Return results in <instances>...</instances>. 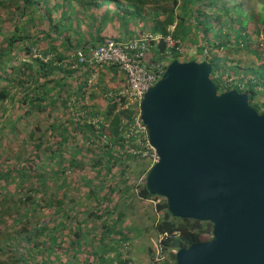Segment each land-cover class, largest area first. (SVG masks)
<instances>
[{
	"label": "trees",
	"instance_id": "16d2710c",
	"mask_svg": "<svg viewBox=\"0 0 264 264\" xmlns=\"http://www.w3.org/2000/svg\"><path fill=\"white\" fill-rule=\"evenodd\" d=\"M11 3H16L23 13L26 8H32L35 16L31 17V23L34 19L40 23L46 22L49 40L39 43L35 34L33 36L30 33L29 26L19 19L8 27L0 25V68L3 67L4 70L12 62H8L7 57L13 53L32 58L31 63L23 61L19 66L12 65V76L0 72V148L3 153H8V157H12V153L4 148L3 140L10 141V135L18 133V122L33 116L34 112L56 109L62 103L68 113L67 120L65 123H58L54 119L50 125L52 132L60 136L58 146L48 149L50 163L60 164L64 157L63 147L70 144L71 135L73 136L70 126H76L74 131L80 132L83 139L94 144L105 143L103 151L112 161L121 160L120 180L128 183L131 178V165L127 160L139 159L143 162L139 169V175L143 174V183L139 185L138 197L146 200L162 198L151 194L146 186V174L151 164L145 161L146 157L131 151L132 148H142V145L137 144L135 138H128L122 129L125 112L117 113L116 102L110 97L104 111H98L95 105L83 102L88 92V76L92 71L98 72V67H116L120 70L119 67L116 64L89 65L83 71V67L76 66L77 60L72 56L76 49L100 45L110 36L120 41L119 37L110 34L112 23L115 25L119 21L122 26L126 18L135 19L136 24L141 23L140 36H163L158 41L150 42L151 51L147 54V61L151 63L167 60L169 64L180 57L183 45L199 43L197 50L203 58L188 57L186 61L197 59L212 62V78L220 92L230 89L245 92L256 110H264V0H0V8L9 9ZM67 6L73 9L67 11ZM171 26H174L173 30L170 29ZM169 34L175 40V47H167L165 37ZM56 41L72 50L71 57L65 56L57 48ZM44 43L39 48L40 56H34L33 47ZM243 50L253 54L254 60L243 62L232 54L233 51L238 53ZM67 59L72 68L63 70L62 64ZM224 61L232 64L227 67ZM56 70L66 72L67 75L49 79ZM233 73L240 76L231 80L224 78L225 74L229 76ZM82 76L85 78L78 84ZM43 77L46 79L41 81ZM74 81L77 85L72 90ZM15 88L22 91L16 93ZM18 94V103L24 104L26 110L15 119L9 117L6 120L7 106L16 102ZM92 95L95 96V93ZM7 124L8 135L4 136L3 128ZM34 134V131L31 132V136ZM36 142L34 148L37 158H40L39 153L43 151L40 149L42 140ZM78 148L79 143L71 152ZM71 162L74 164L73 158ZM46 163L42 159L35 162V168L31 172L23 168L16 171L0 169V182L11 179L15 185L14 190L8 185L0 191V264H65L60 257L62 253L69 259L77 258L78 253L84 252H89L94 258L91 261L90 256L86 257L85 264H115L113 257L108 258L107 254L122 247V241L127 240L118 236L114 230L119 217H106L109 223L104 221L102 237L94 250L88 251L83 245L87 237L81 229L73 235L74 239L69 237L71 231H64V215L70 217V212L60 206L63 198L57 194L47 197L54 184L47 177L49 173L45 171ZM97 163L108 169L113 167L106 166L101 161ZM53 170L54 167L51 166L50 172ZM53 173L58 174L59 169ZM26 184L31 185L27 193L23 190ZM21 186L23 191H17ZM98 189L100 187L95 186L93 193ZM43 202L46 203L45 207H50L53 226L35 219V210L41 208ZM157 211L162 215L156 220L154 228L159 237L161 255L168 256L165 264L176 261V251L179 248L212 237L211 222L173 216L165 199L157 203ZM118 254L121 264L129 262L121 259L122 253Z\"/></svg>",
	"mask_w": 264,
	"mask_h": 264
},
{
	"label": "water",
	"instance_id": "95a60500",
	"mask_svg": "<svg viewBox=\"0 0 264 264\" xmlns=\"http://www.w3.org/2000/svg\"><path fill=\"white\" fill-rule=\"evenodd\" d=\"M213 69L175 58L145 93L141 117L159 155L146 186L173 216L213 224L173 264H264V110L245 92H220Z\"/></svg>",
	"mask_w": 264,
	"mask_h": 264
},
{
	"label": "rangeland",
	"instance_id": "374dc122",
	"mask_svg": "<svg viewBox=\"0 0 264 264\" xmlns=\"http://www.w3.org/2000/svg\"><path fill=\"white\" fill-rule=\"evenodd\" d=\"M67 7V11L73 9L71 6ZM32 11V8H26L23 13L18 9L16 3H11L9 9L5 7L3 9L0 8V25L8 27L13 25L15 20L19 19L21 22L24 21L26 25L29 26L30 33L33 36L35 34L40 41L39 43H43L49 40V31H47L49 27L46 22L44 23L41 21L40 23L35 19L31 23V17L35 16V14H32ZM134 20L135 19L126 18L122 26L119 25V21L116 22L115 25L112 23L111 33L119 37L120 41H127L131 39V37L140 36L142 28L140 26L141 23L136 24L135 22V25L132 26ZM125 30H127V32H125ZM124 32L127 34L126 36L129 37L128 39H124L122 35H120ZM56 44L60 45L58 42ZM36 45L37 46L33 47V55L37 57L40 56V46H44L45 43ZM198 47L199 43H186L182 46L181 54L178 59L181 61H186L188 57L202 59L203 55H199L197 50ZM62 49L67 48L64 47ZM220 52L224 54L223 51ZM204 53H206V50ZM70 54L71 53L64 50L65 56L68 57ZM232 54L243 62H251L254 60V55L247 50L238 53L233 51ZM69 59L72 60L71 58ZM69 59L62 64L63 70L72 68ZM7 60L8 62L12 60V62L5 66L4 70L3 67L0 68V72L12 76V65L19 66L23 61L31 63L32 58L13 53L8 55ZM223 63L227 67L232 64L230 61H224ZM97 70L99 75L96 78H92V73V75L90 74V76H88V92L83 102L85 104L95 105L98 111H104L106 104L110 101V94L124 84L125 75L121 70H117L116 67H98ZM65 75H67L66 72L56 70L49 76V79H59ZM84 76L80 77V80L77 82L78 84L84 80ZM238 76L240 75L234 73L229 76L225 74L224 78L231 80ZM45 79L46 78L43 77L41 81ZM73 83L74 88H72V90L75 89L77 85L75 81ZM111 90H113V92H110ZM18 91L21 92L22 90H18V88L14 89V92L17 93ZM92 93H95V96L92 95ZM19 96L20 94H18L15 103H11L7 106L6 120L9 117V119H15L25 112L26 107L24 104L18 103ZM262 110L263 109H261L260 112ZM67 114L64 105L60 103L56 109L51 108L46 109L44 112H34L33 116H28L25 120H20L18 122V133L15 134V136L10 135V141L9 139L3 140L4 148L12 153V157H8V153H3L0 148V169L16 171L17 169L23 168L25 171L31 172L35 162H40L41 159L45 160L47 162L45 171L49 173L47 177L54 184V188L49 191L47 197L57 194L59 197L63 198V203L60 206L70 212V217L67 214L64 215V231H71L69 237L74 239L73 235L81 229L87 237L83 245L88 248V251L94 250L102 237L101 233L104 221L109 223L106 217H110V219L119 217L117 224L114 226V230L117 232L118 236H123L124 239L127 240H123V246L107 254V257L109 258L112 256L115 264H121L119 258H117L119 255L118 252H120L123 255L121 259L129 261L126 264H157V262H159V264H165L168 256L164 257L161 255L158 246L159 237L154 228L156 220L162 215L161 212L157 211V203L165 198L146 200L138 197L137 191L139 185L143 183V174L139 175V169H141L143 162L139 159L127 160V163L131 165V174L129 175L131 178H129L128 183L120 180L121 160L112 161L108 154L103 151V145L105 143L94 144L90 140L83 139L80 132L74 131L76 126H70V131L73 132V136L71 135L70 144L63 147L64 157L60 160V166L56 163L49 162V156L47 155L48 149L50 147L56 148L60 138L59 134L52 132L50 125L54 119L57 120L58 123H65ZM8 128V124L3 128L5 133L4 136L8 135ZM33 131L35 134L31 136V132ZM40 140H42L40 149H43V151L39 153L40 158H37V151L34 148V144L37 143L36 141ZM78 143L79 148L71 152L72 148L78 145ZM72 158L74 164H71ZM98 161L103 162L106 166L111 167V165H113V167L108 169L107 167L99 165L97 163ZM145 161L149 162L152 166L150 159L146 158ZM51 166L54 167V170L59 169V173L55 175L53 173L54 170L51 173ZM124 178H127V176ZM0 184V191L8 185L11 186V190L15 188L11 179H4ZM95 186L100 187V189L93 193L92 189L95 188ZM30 187L31 185L26 184L23 186V190L27 193L30 191ZM19 189L21 192L23 191L22 186L20 188L18 187L17 191ZM45 204L46 203L43 202L42 207L35 210L37 214L35 219H39L40 222H46L48 225L53 226L52 215L49 211L50 207H45ZM105 238L109 240L108 236H105ZM60 257L65 264H85L84 259L86 257H89L91 261L94 260L93 256L89 255V252H84L82 254L78 253L77 258L70 257L67 259L65 253H62ZM54 264L59 263L55 262Z\"/></svg>",
	"mask_w": 264,
	"mask_h": 264
},
{
	"label": "built area",
	"instance_id": "2783aa9c",
	"mask_svg": "<svg viewBox=\"0 0 264 264\" xmlns=\"http://www.w3.org/2000/svg\"><path fill=\"white\" fill-rule=\"evenodd\" d=\"M171 30L174 27H170ZM163 38L159 34H144L127 41H118L108 37L97 46L80 47L72 54L77 60V67L86 70L88 66L116 64L125 75L123 86L110 94L116 102V112H125L122 118V129L128 138H135L142 148H132L131 151L141 157L151 160L152 165L159 159V155L149 141L146 125L141 117V102L148 89L162 77L167 66V60L155 62L147 61V54L151 51L150 42ZM167 47H175V40L171 34L165 37ZM170 53V51L168 50ZM85 68V69H84ZM92 78L99 72L92 71Z\"/></svg>",
	"mask_w": 264,
	"mask_h": 264
},
{
	"label": "crops",
	"instance_id": "0c3cea01",
	"mask_svg": "<svg viewBox=\"0 0 264 264\" xmlns=\"http://www.w3.org/2000/svg\"><path fill=\"white\" fill-rule=\"evenodd\" d=\"M135 25V23L134 22H132V26H134ZM110 34H112V33H110ZM120 35H122V37L124 38V39H128L129 37H127L126 35L127 34H120ZM135 37H137V36H134V37H131V38H135ZM58 42V44H60V45H57V47H58V49L60 50V51H62L63 53H64V50L67 52H69V53H71V51L72 50H67V49H62V48H64L65 46H64V44L63 43H61L60 41H56V43ZM67 48V47H66Z\"/></svg>",
	"mask_w": 264,
	"mask_h": 264
}]
</instances>
